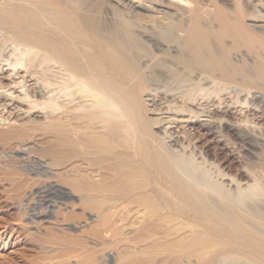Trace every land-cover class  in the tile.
I'll list each match as a JSON object with an SVG mask.
<instances>
[{
  "label": "bare ground",
  "instance_id": "bare-ground-1",
  "mask_svg": "<svg viewBox=\"0 0 264 264\" xmlns=\"http://www.w3.org/2000/svg\"><path fill=\"white\" fill-rule=\"evenodd\" d=\"M208 1L104 0L116 23L103 31L78 0H0V72L11 73L0 111L12 115L0 116V141L41 158L27 176L64 175L68 189L37 190L45 209L34 217L75 193L99 245L126 243L108 264H264V164L242 165V181L196 144L192 120L150 116L167 104L230 153L263 160L264 127L220 109L227 95L194 103L227 90L230 107L264 116V0H233L231 11Z\"/></svg>",
  "mask_w": 264,
  "mask_h": 264
},
{
  "label": "rangeland",
  "instance_id": "rangeland-1",
  "mask_svg": "<svg viewBox=\"0 0 264 264\" xmlns=\"http://www.w3.org/2000/svg\"><path fill=\"white\" fill-rule=\"evenodd\" d=\"M103 1L104 0H78L81 6L80 13L85 16V22L92 30H102V28L103 31L109 30L113 23L111 21L113 19L115 20V17H112L113 13H110L111 10H107ZM199 1L209 2L208 0ZM212 1L228 11H231L233 8L232 4H234L233 0ZM115 23H113V25ZM241 50L244 49L241 48ZM237 52L239 51L236 50V53ZM230 60L232 61L233 59L230 58ZM243 62L245 64L246 62L247 64H253V62L248 59H245ZM257 64L258 63L256 62L253 66L257 67ZM10 74L11 73L8 71L0 72V79L9 78L11 76ZM3 81L6 82V80ZM228 90L230 91V89ZM17 91L19 92L20 90L17 89ZM227 93V90H222L218 96L213 93L214 96L210 95L208 101H206L208 98H205V100H200L199 98L194 104L200 109L213 108L220 101L219 96L220 98H224L227 95L226 98L222 99L223 105L220 104V109L224 108L225 110L226 108H229L232 114L231 116H233L235 120L237 119L236 121L239 120V122H241L240 120H242V122H244L248 120L247 122L249 124L247 125L246 123L247 126H252V124H254L255 126L260 125L264 127V116H260V113L255 111L253 109L254 107L252 106V108L250 106V103L247 108L245 107L246 105L243 107V105L241 106L238 104L231 105L230 107V101H234L233 97L235 98V96L234 94H230L232 92ZM229 94L231 95L230 98L228 96ZM244 96L245 95L243 94L241 97L245 98ZM159 101L160 100L157 101V104L160 105ZM224 101H226V104ZM227 102H229V104H227ZM152 103L153 101L148 102V108L152 107ZM162 105L160 106L161 112L159 111L158 113L156 111L157 115L150 116L155 118L160 114V116L166 118L178 116V118L183 117L192 120V122L185 124L187 125L188 132L192 134L191 136L196 138V144L200 147L206 146L209 150L210 161L215 164L216 162L225 163L229 166L230 173L232 175H237L242 181L246 180V177L242 175L241 172V168L244 167L242 165H247L252 168L256 166L255 168H258L259 164H264V158L262 156L263 160L258 162V159L255 160L254 158L252 159L245 155L242 156L241 154H244L242 151H239L240 155L238 154V151L230 153L234 151L231 150L233 148L227 146L225 148L221 142L208 135L206 130L200 127L196 118L189 119L187 115H174L173 113L175 112L171 113L170 109H166L169 107L167 104L166 106L163 105L165 106L166 111ZM227 105H229V107H226ZM0 116L3 118L8 117L9 119L12 118V115L8 116V112L5 110L0 111ZM200 118L203 119V117ZM200 118L198 120H200ZM253 121L254 123H252ZM6 122L7 124L14 123L13 120H7ZM2 124L3 123L0 122V130L6 127V124L5 126ZM29 127L33 128L32 125H29ZM29 132H32L37 136L36 138H39L38 142L41 144L45 145V143H47L45 142L46 136L43 135L42 131L33 128L30 129ZM16 144L17 143L12 142L11 147L7 141H0V264H108L104 261L106 255L111 254L113 257L120 255L119 252L126 248V243L121 242V244L116 246L110 244V246L106 245L105 247L99 245L100 240L92 235V228L95 227V214L89 210L85 212L83 211V207L77 201L78 195L75 193H73L74 196L68 200L56 199L49 218L33 216V213H39L45 209V205H42L41 201L39 202L38 194L36 193L40 187L45 186V184L49 182L57 183L67 189L69 187L63 181L64 175L59 176L58 174L51 176L52 178L48 179L45 176H27L25 174L26 172L30 174L35 171L41 172L33 167L41 158L36 156L35 153L26 150V147L22 145L17 144V146H21L22 149L14 146ZM262 149H259V151L258 149L256 150L258 156H260L259 154L262 155L264 152V147ZM237 159H240V162ZM12 162L19 167L18 169L14 167V172L12 171L13 167L11 169L9 166L5 167ZM51 170L52 172H60V170L56 171L53 167ZM121 211H123L122 208ZM131 215L130 217L128 216V218L133 219ZM11 228L16 229L18 233L11 230ZM158 263L159 260L157 258L151 264ZM121 264H123L122 261Z\"/></svg>",
  "mask_w": 264,
  "mask_h": 264
}]
</instances>
